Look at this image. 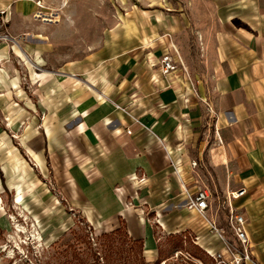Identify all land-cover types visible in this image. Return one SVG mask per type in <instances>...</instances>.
I'll list each match as a JSON object with an SVG mask.
<instances>
[{"label":"crops","instance_id":"obj_1","mask_svg":"<svg viewBox=\"0 0 264 264\" xmlns=\"http://www.w3.org/2000/svg\"><path fill=\"white\" fill-rule=\"evenodd\" d=\"M119 4L113 29L79 53L72 27L36 20L31 0H0L18 43L0 40V101L21 124L2 188L49 177L95 231L141 241L147 262L168 238L189 242L200 264L228 259L233 211L245 219V264H264V0ZM184 188L207 190L204 214L182 206Z\"/></svg>","mask_w":264,"mask_h":264},{"label":"rangeland","instance_id":"obj_2","mask_svg":"<svg viewBox=\"0 0 264 264\" xmlns=\"http://www.w3.org/2000/svg\"><path fill=\"white\" fill-rule=\"evenodd\" d=\"M57 1H42L34 16L38 21L57 20L64 32L72 27L73 47L79 53L88 44L96 45L104 32L113 29L117 16L126 8L120 6L119 0ZM36 12H40L39 16ZM6 25L0 33H7ZM13 43L14 39L12 45L18 46ZM13 98L18 104L15 96L11 101L14 102ZM2 105L0 101V168L5 164L3 153L8 146L18 147L21 129L18 119L3 116ZM38 178V186L17 191L4 190L0 182V264H154L158 259H164L159 264H200L186 252L193 250L190 243H183L180 249L176 238L161 240L159 257L147 262L138 242L132 241L124 230L95 231L53 190L49 177ZM18 195L21 203L16 202ZM228 237L232 251L241 249L233 235ZM203 263L215 264L210 259Z\"/></svg>","mask_w":264,"mask_h":264},{"label":"built area","instance_id":"obj_3","mask_svg":"<svg viewBox=\"0 0 264 264\" xmlns=\"http://www.w3.org/2000/svg\"><path fill=\"white\" fill-rule=\"evenodd\" d=\"M35 3L37 7H42L41 0H31ZM40 12H36L35 15L39 16ZM45 19V18H44ZM6 23V10L0 9V28ZM0 40H13L9 34L0 33ZM174 69V64L172 59L169 56H165L161 59V70L162 73L167 74L170 70ZM129 132V130H128ZM192 165H195V162H192ZM182 193L186 196L185 202L182 206L186 210L196 211L200 214H204L206 209L208 208V198L209 194L206 189L199 188L194 193H190L187 188H184ZM243 190H240L235 193L236 196L241 195ZM234 196V193L232 194ZM229 224L231 230L236 238V240L240 243L241 249L233 250L232 246L228 245V256L229 259H224L221 253H216L212 255L213 261L215 264H245L246 262L251 261V254L249 251V239L245 230V219L243 215L238 213H230L229 216ZM212 229L220 237H222V232L219 231L213 224Z\"/></svg>","mask_w":264,"mask_h":264},{"label":"trees","instance_id":"obj_4","mask_svg":"<svg viewBox=\"0 0 264 264\" xmlns=\"http://www.w3.org/2000/svg\"><path fill=\"white\" fill-rule=\"evenodd\" d=\"M1 179H2V177H1ZM3 180V179H2ZM120 230H124L123 228H117V229H115V230H113V231H120ZM125 232V231H124ZM135 242H138V245H139V248H140V250H141V252H142V242L141 241H139V240H137V241H135ZM160 263V260L158 259V260H156L155 261V263L154 264H159Z\"/></svg>","mask_w":264,"mask_h":264}]
</instances>
